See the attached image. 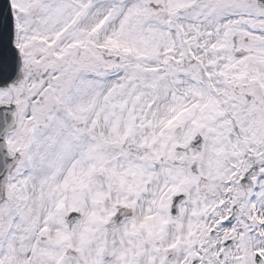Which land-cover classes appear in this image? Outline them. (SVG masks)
<instances>
[{
    "label": "snow or ice",
    "instance_id": "1",
    "mask_svg": "<svg viewBox=\"0 0 264 264\" xmlns=\"http://www.w3.org/2000/svg\"><path fill=\"white\" fill-rule=\"evenodd\" d=\"M4 108L0 264H264V0H7Z\"/></svg>",
    "mask_w": 264,
    "mask_h": 264
},
{
    "label": "water",
    "instance_id": "2",
    "mask_svg": "<svg viewBox=\"0 0 264 264\" xmlns=\"http://www.w3.org/2000/svg\"><path fill=\"white\" fill-rule=\"evenodd\" d=\"M7 0H0V4L6 3ZM5 17L7 18V9L5 7ZM9 80L8 83H11ZM6 86V85H5ZM11 113L7 108L0 109V179H2L7 171V168L12 164L3 145V133L7 125L11 124Z\"/></svg>",
    "mask_w": 264,
    "mask_h": 264
}]
</instances>
